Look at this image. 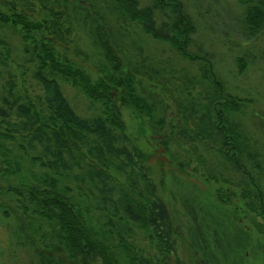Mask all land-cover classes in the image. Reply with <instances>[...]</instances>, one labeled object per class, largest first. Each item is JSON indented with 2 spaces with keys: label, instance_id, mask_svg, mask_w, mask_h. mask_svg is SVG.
<instances>
[{
  "label": "rangeland",
  "instance_id": "rangeland-1",
  "mask_svg": "<svg viewBox=\"0 0 264 264\" xmlns=\"http://www.w3.org/2000/svg\"><path fill=\"white\" fill-rule=\"evenodd\" d=\"M138 1L140 6L153 5V0ZM180 1L195 27L187 48L194 59L181 57L168 44L144 34L135 23L124 21L111 0H84L83 12L73 10L62 0H15L19 8L35 18L48 17L49 13L66 17L69 24L64 27L68 28L62 32L55 51L87 68L93 80L96 70L108 65L93 44L94 25L84 19L85 9L99 13L107 24L123 64L134 75L138 94L152 104L155 117H166L168 121L165 127L148 122L117 99L119 91H116L126 133L144 153V164L179 233L176 252L181 261L184 264H264V246L251 229L249 218L236 210L240 207L238 198L225 204V197L219 200L217 193L218 190L225 193V180L234 185L240 183L245 172L258 182L264 201V26L257 33H251L243 21L245 6L238 0ZM6 4L10 5V0ZM155 16L158 21L161 19L158 10ZM0 39L10 51L6 65L0 62V101L6 96L9 84L13 93L41 95L42 87L34 78L36 61L24 51L17 29L0 27ZM201 57L208 59L213 76L224 92L248 101L231 119L239 124L250 150L258 154L261 170L244 161V170L236 172L214 144L190 141L182 133L183 129L194 127L195 119L187 108V89L194 96L209 89V83H203L200 78ZM58 82L77 115L89 118L100 114V102L91 101L69 82ZM4 129L0 124V133ZM15 137L0 138V148L4 147L6 154L0 151V185L5 189L35 183L48 170L41 168L39 160H32L39 153L28 150ZM16 167V173H5ZM66 185L77 207L88 212L98 238L112 247L120 264H128L118 247L119 231L123 235L125 230L126 242L142 258L154 259L156 249L147 230L125 217H113L97 209L99 195L94 193L93 186L62 179L60 187L65 189ZM19 214L14 194L0 191V264L36 262L34 247L27 239L36 240L37 235L26 229L28 221L20 222ZM255 220L261 222L260 217ZM20 223L24 225L23 233L19 230ZM42 225L46 231L47 224ZM58 254L66 259L64 252ZM66 262L80 264L77 260Z\"/></svg>",
  "mask_w": 264,
  "mask_h": 264
},
{
  "label": "trees",
  "instance_id": "trees-1",
  "mask_svg": "<svg viewBox=\"0 0 264 264\" xmlns=\"http://www.w3.org/2000/svg\"><path fill=\"white\" fill-rule=\"evenodd\" d=\"M111 1L124 21L135 23L144 34L168 44L181 57L194 59L187 48L195 27L180 0H153L151 6H140L138 0ZM238 1L245 6L243 21L246 28L257 33L264 26V0ZM62 2L70 4L75 11L84 9V0ZM156 10L160 12L159 21ZM84 13V19L94 25L91 31L93 44L102 52L108 65L96 70L94 80L86 72L87 68L74 59L62 58L55 51L62 32L68 28L64 27L69 24L66 17L49 13L48 17L35 18L19 8L15 0H10V5L6 0H0V27L19 32L24 51L36 61L34 78L43 92L34 97L26 92L13 93L9 84L6 96L0 101V124L5 126L0 138L12 140L17 135L28 150L39 153L38 157H31L32 160H39L41 168L48 169L36 178L35 183L7 189L0 185V191L14 194L20 209V222L27 220L26 229L37 235L36 240L27 239L37 258L31 264H67L66 260H77L80 264H120L112 247L98 238L88 212H83L73 201L68 186L60 187L62 179L93 186L94 193L99 195L97 209L113 217H125L147 230L156 249L153 260L142 258L126 242V230L123 235L119 231L118 247L128 264H184L176 252L179 233L144 164V153L126 133L116 91H119L117 99L148 122L165 127L168 121L166 117H155L152 104L138 94L134 75L123 64L103 18L91 8L85 9ZM9 56L8 45L0 39V62L6 65ZM201 58L200 78L203 83H209V89L195 96L187 89V108L195 119L194 127L183 129L182 133L190 141L214 144L236 172L244 170V161L261 170L263 166L258 154L250 150L239 124L231 119L234 113L246 107L248 101L224 92L213 76L208 59ZM59 80L81 89L91 101L100 102V114L89 118L77 115L63 96ZM3 150L5 148L1 147V154L6 156ZM17 170L10 169L5 173L10 175ZM242 177L236 185L225 180V193L218 190V198L223 200L225 197V204L238 198L240 210H236L249 218L251 229L264 246L262 191L248 173L244 172ZM257 217L261 222L255 220ZM41 223L47 224L46 231L42 230ZM22 228L24 225L20 223L21 233ZM59 252H64L66 259L60 258Z\"/></svg>",
  "mask_w": 264,
  "mask_h": 264
}]
</instances>
